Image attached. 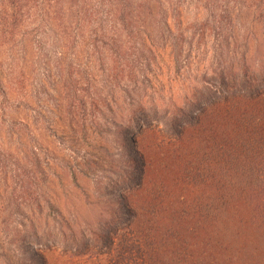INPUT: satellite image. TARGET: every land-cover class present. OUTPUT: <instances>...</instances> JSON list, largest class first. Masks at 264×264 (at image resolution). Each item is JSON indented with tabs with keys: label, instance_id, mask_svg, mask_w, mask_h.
<instances>
[{
	"label": "rangeland",
	"instance_id": "obj_1",
	"mask_svg": "<svg viewBox=\"0 0 264 264\" xmlns=\"http://www.w3.org/2000/svg\"><path fill=\"white\" fill-rule=\"evenodd\" d=\"M246 34L249 62L264 67V25ZM179 66L178 73L164 66L144 86L153 115L185 99L177 74L194 72ZM114 108L106 112L115 120L111 133L96 124L61 134L29 112L33 137L4 142L23 165L24 145H41L38 157L49 166L17 169L27 187L13 182V171L0 173V264H128L120 246L130 212V228L154 249L152 264H264V104L191 107L202 120L188 117L180 139L143 127L131 146L130 106Z\"/></svg>",
	"mask_w": 264,
	"mask_h": 264
},
{
	"label": "trees",
	"instance_id": "obj_2",
	"mask_svg": "<svg viewBox=\"0 0 264 264\" xmlns=\"http://www.w3.org/2000/svg\"><path fill=\"white\" fill-rule=\"evenodd\" d=\"M257 23L264 25V0H0V173L13 171V182L27 187L17 169L30 163L42 173L49 166L38 157L41 145H24L26 166L4 146L33 137L29 112L61 134L96 124L111 133L115 120L106 112L128 104L126 130H136L125 140L131 146L143 127L180 139L188 117L190 124L202 120L191 107L204 113L205 103L228 111L264 104V67L252 66L246 52V31ZM181 63L194 72L177 74L185 99L153 115L157 109L141 97L144 86L164 66L178 73ZM100 147L109 154L110 147ZM134 215L127 213L129 237L120 247L128 264H152L154 249L130 228Z\"/></svg>",
	"mask_w": 264,
	"mask_h": 264
}]
</instances>
